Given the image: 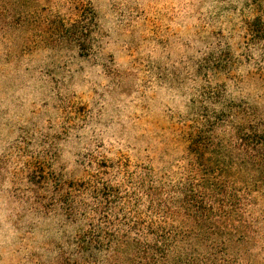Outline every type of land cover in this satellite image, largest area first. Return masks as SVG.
<instances>
[{
	"label": "rangeland",
	"instance_id": "obj_1",
	"mask_svg": "<svg viewBox=\"0 0 264 264\" xmlns=\"http://www.w3.org/2000/svg\"><path fill=\"white\" fill-rule=\"evenodd\" d=\"M90 1L85 54L59 35L74 0H0V264H82L79 232L104 215L150 221L135 182H177L202 92L264 113V0ZM250 211L240 262L264 264L263 193Z\"/></svg>",
	"mask_w": 264,
	"mask_h": 264
},
{
	"label": "trees",
	"instance_id": "obj_2",
	"mask_svg": "<svg viewBox=\"0 0 264 264\" xmlns=\"http://www.w3.org/2000/svg\"><path fill=\"white\" fill-rule=\"evenodd\" d=\"M74 1L75 18L63 22L59 35L87 54L96 11L90 0ZM194 106L193 125L182 133L187 155L177 182L151 173L135 182L132 205L137 210L144 198L152 219L126 217L115 226L104 215L105 224L79 232L82 264H243L239 255L258 237L250 208L264 194V113L215 91L202 92ZM119 193V185L104 184L100 196ZM66 195L60 201L67 217H86ZM108 203L111 209L113 200Z\"/></svg>",
	"mask_w": 264,
	"mask_h": 264
}]
</instances>
